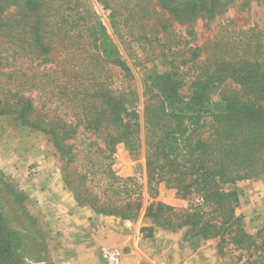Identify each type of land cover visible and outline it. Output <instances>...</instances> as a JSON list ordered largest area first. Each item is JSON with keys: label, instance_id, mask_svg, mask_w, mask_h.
Segmentation results:
<instances>
[{"label": "trees", "instance_id": "16d2710c", "mask_svg": "<svg viewBox=\"0 0 264 264\" xmlns=\"http://www.w3.org/2000/svg\"><path fill=\"white\" fill-rule=\"evenodd\" d=\"M238 1L0 0V67L8 70L3 76L24 79L20 86L33 82L35 76L16 66L26 60L29 67H45L49 85L52 67L46 66L57 65L62 53L58 65L66 81L57 89L75 110L73 122L33 115V100L21 93L0 101V115L14 114L22 126L48 137L64 184L96 214L132 221L143 211L153 226L185 230V239L217 240L219 254L228 249L235 264H264V226L248 235L237 213V191L224 189L264 174L262 46L258 40H216L198 64V49L179 63L172 59L174 42L158 46L157 56L151 52L152 43L169 39L170 21H211ZM78 130L101 140L104 165L73 167L70 142ZM118 150L143 171V182L135 168L127 175L112 169ZM95 183L104 186L103 202ZM20 244L0 219V264H24Z\"/></svg>", "mask_w": 264, "mask_h": 264}, {"label": "rangeland", "instance_id": "374dc122", "mask_svg": "<svg viewBox=\"0 0 264 264\" xmlns=\"http://www.w3.org/2000/svg\"><path fill=\"white\" fill-rule=\"evenodd\" d=\"M95 10L99 16L103 17L100 8L95 6ZM165 18H169V16L165 14ZM170 23L171 35L169 39L161 40L162 43L160 45L155 43L151 44V52L155 56L160 52L158 46H162L170 41L175 43L171 47V50L176 52V55L171 57L172 59H175L179 63L185 60V58L190 57L191 50L198 49L196 52L198 61L195 63L198 64V62L208 57L210 50L214 47V41H220L224 38H237L245 43L258 40L264 53V4L262 1L239 0L228 8L222 16L211 21L198 18L190 23L179 24L174 21H170ZM160 37L159 35L158 38ZM118 49L127 61L119 45ZM1 50H4V48H1ZM63 57L64 55L60 53L55 58L57 65L52 64V66L49 64L46 66V68L52 67L49 72L51 79H49V85L46 86L45 77H43V69L45 67L43 65L34 63L29 67L26 60H18L16 62V66H22L27 76H35L33 82L24 84L23 86L20 85L23 84L24 79L17 81L6 79L3 74L8 70L7 68L0 67V101L22 93L25 98L30 97L33 100L32 105L36 109L33 115L36 113L39 115L45 113L51 117H58L73 122L72 115L75 112L74 106L71 104L69 106L66 105V100L64 98L60 99L59 89H57L63 86L66 81V78L62 77L61 66L58 65V62ZM148 57L154 59L153 57ZM127 63L130 64L129 61ZM182 70L185 71L186 67L182 68ZM135 77L136 87L138 92H140V84L136 74ZM116 78L117 73L114 72V80ZM30 85H33L35 89L30 90L31 92L29 93ZM23 127L21 120L16 115H0V219L4 222L7 229L19 237L21 244L18 256L23 257L24 264H54L53 254L59 248L52 223L54 220L53 216H55V207L40 205L34 199L33 194L30 193L31 191L29 189H26L27 191L23 189L22 184L17 179L31 177L35 183H41L47 189L50 187L46 185L52 184L54 187L55 181L57 182L55 184H61L63 190L72 195L74 202L79 207L91 210L92 208L88 204H79L75 200L71 190L64 184L59 160L48 137L41 132L31 131L30 133L29 128ZM17 130H21V133H16ZM72 143L74 144V152L76 153V161L73 163L75 169H78V171L81 169L86 170L90 161L104 165L105 161L102 160L101 154L103 143L100 139L93 137L92 134L79 136L78 130V136L75 141L72 140L70 142V144ZM116 152V159L112 169L119 170L122 174L127 175L131 174L135 168L137 176L143 182V171L136 167V165L130 163L125 151L118 150ZM24 157L30 158L31 165L29 167L20 164V159ZM43 158L47 161L48 173L45 177H39L37 176L38 171L36 168L38 166L40 167ZM259 182H261L259 187L252 186L254 183ZM34 186L32 193L38 191V188ZM92 188L94 192H97L100 202L106 200L102 195L104 186L101 183H95ZM224 189L226 191L233 189L237 191L239 196L237 213L239 215L242 216L245 212L250 213L251 210L255 213L257 212L254 207L256 206V198L264 201V174L257 178L236 182L233 186H226ZM144 201H147L146 195L144 196ZM143 204L145 206L146 203L143 202ZM262 205V208H264V202ZM183 206L176 205L178 209ZM142 216L143 211L132 222L146 224L147 226L140 229L143 235H146L151 229L150 225L153 226V224L151 220L143 219ZM251 221V224L248 225L243 221V226L248 235L254 236L264 226V221L259 226L253 225V219ZM181 231L184 232V235L186 234L185 230ZM211 241L214 242L215 257L220 264H235V255H232L228 249L224 254H219L218 241Z\"/></svg>", "mask_w": 264, "mask_h": 264}, {"label": "crops", "instance_id": "0c3cea01", "mask_svg": "<svg viewBox=\"0 0 264 264\" xmlns=\"http://www.w3.org/2000/svg\"><path fill=\"white\" fill-rule=\"evenodd\" d=\"M27 158H21L20 164L29 167L31 162ZM46 162L45 158L41 164L38 162L37 176H47ZM17 180L23 189L31 191L40 205L55 207L52 223L59 248L53 254L54 264H103L100 250L115 247L122 251L121 264H220L211 240L201 236L185 239L183 231L169 232L152 225L151 233L146 237L140 231L146 224L98 215L91 209L79 207L72 195L55 181L54 187L48 184L46 186L50 188L47 189L31 177ZM260 184L252 186L259 187ZM33 186L38 188L37 192L32 193ZM263 202L256 198L254 207L257 212L251 210L242 214L246 225L251 224V219L256 226L263 223Z\"/></svg>", "mask_w": 264, "mask_h": 264}, {"label": "built area", "instance_id": "2783aa9c", "mask_svg": "<svg viewBox=\"0 0 264 264\" xmlns=\"http://www.w3.org/2000/svg\"><path fill=\"white\" fill-rule=\"evenodd\" d=\"M100 257L103 264H121L122 251L118 248H102Z\"/></svg>", "mask_w": 264, "mask_h": 264}]
</instances>
